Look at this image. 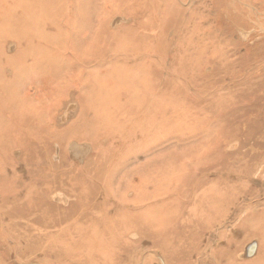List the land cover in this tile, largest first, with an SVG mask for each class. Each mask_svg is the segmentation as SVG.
I'll return each instance as SVG.
<instances>
[{
	"label": "rangeland",
	"instance_id": "1",
	"mask_svg": "<svg viewBox=\"0 0 264 264\" xmlns=\"http://www.w3.org/2000/svg\"><path fill=\"white\" fill-rule=\"evenodd\" d=\"M142 1L0 0V264H264V0Z\"/></svg>",
	"mask_w": 264,
	"mask_h": 264
},
{
	"label": "bare ground",
	"instance_id": "2",
	"mask_svg": "<svg viewBox=\"0 0 264 264\" xmlns=\"http://www.w3.org/2000/svg\"><path fill=\"white\" fill-rule=\"evenodd\" d=\"M134 2H135V6L136 7H138L137 9H134L135 11H133L134 12V14L135 13H137V12H139V8L141 7V6H143L142 5V0H134ZM141 5V6H140ZM131 15V21L133 22L134 21V19H135V17H137V14H135V15ZM119 18H116V19H114L113 21H112V24H111V27H113V28H115V27H118V26H121V25H123V24H127L128 22L127 21H129L127 18H121V20H118ZM132 22L130 23V24H132ZM112 28V29H113ZM148 29H149V27H147ZM145 29H146V27L144 26L141 30L142 31H145ZM146 33H148L147 31H146ZM69 117L66 115V116H64L63 117V121H66L67 119H68Z\"/></svg>",
	"mask_w": 264,
	"mask_h": 264
}]
</instances>
